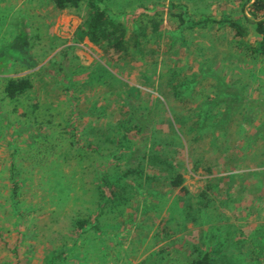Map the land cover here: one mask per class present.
Segmentation results:
<instances>
[{"label":"rangeland","instance_id":"rangeland-1","mask_svg":"<svg viewBox=\"0 0 264 264\" xmlns=\"http://www.w3.org/2000/svg\"><path fill=\"white\" fill-rule=\"evenodd\" d=\"M139 1L144 2V9L149 12V7L151 8L149 1ZM203 1L205 0H198L199 5H203ZM48 2L50 3L49 0H10L9 2L11 14L15 15L20 12L26 15L32 22L30 25L32 30L40 35V50L38 49L37 55L42 66L45 65L48 68V64L52 61H57L58 65H61L60 60L64 53L66 52L69 56L64 59L66 73L49 72L48 78L44 75L46 80L56 86V88L52 86L55 91H47L44 94L42 91L35 92L38 100L45 102L42 103L45 104L42 108L44 115H35L37 109L32 110L29 105L9 103L4 107L0 103V133H2L0 134V145L7 147L11 141H17L16 151L19 154L13 153L15 145L11 142L12 148L0 153V169L6 170L10 161H16L22 171L21 178L24 180L20 183L21 179H17L21 184L18 189L19 197L14 202H10L6 199L12 188L5 187L8 184L6 180L8 172L4 171L0 174L3 176L2 179L0 176V203L2 204L0 205V264H24V262L41 264V260L54 248L66 253L68 246L64 245L65 238L62 239V234L76 236L75 230L69 227L79 218V212L86 211L87 213L98 203L96 200L97 187L115 184L117 180H113V177H117L118 173V176H121L120 182L122 179L127 188H132L135 184L132 181L133 177L125 179V171L139 164L147 147L158 150L160 144L164 143V141L157 143L158 137L167 136L172 138L171 143L168 145L167 141L165 143L171 154L168 159L169 161L172 159L176 166L171 168L169 164L164 165L165 174H161L164 176L163 184L153 182L151 188L135 184L136 191L131 201L141 213L146 210H155L157 207V212L162 213V216L168 220V229L176 231L175 234L171 231H168V234L163 232L158 236L159 238L160 235L163 236L161 241L156 239L151 241L149 247L151 253L147 256L150 259L147 264L190 262L194 251L191 248L192 252H189L188 247L193 243H190L191 237L187 235L191 236L192 233H196L194 236L196 240L197 230L202 223L201 221L196 222L197 228L193 220L185 221V213L190 212L191 214L195 210L193 215L197 218L199 211L201 215V210L205 208H209L206 212L211 217L215 215L216 218L208 220L205 233L198 234L203 235L198 238L207 239L215 231H220L227 236L220 235L217 238L212 235L216 238L215 241L208 239L206 246H200L203 250L204 247L207 251L210 248L214 249L220 237L227 238L226 246L231 244L233 247L232 243L237 242L235 248L240 245L244 247L241 254L247 262L240 264H264V162L257 166L252 165L256 162L255 157L241 156V147L236 144L237 141L232 142L231 139L218 136L210 140L205 134L213 132V127L209 123L205 127L202 124H195L193 120L194 108L198 109V115L205 114L206 116L223 109L224 107L221 108L222 103L228 90L223 87L217 96L213 97L215 106L211 107L212 109L208 110L210 106L195 105L190 91L194 92L197 88L195 84H197L198 76L193 77V74L190 78L183 77L185 71L191 70V68H183L185 60L180 58L177 59L178 61H167L160 55L151 57L150 54L134 53L130 47H127L128 52L116 54L96 47L87 35L83 37L78 35V31L87 23L84 9L60 11L53 9L52 6L49 7ZM121 2L122 0H101L100 5L103 9L106 7L110 9V15L113 17L118 16L116 14L127 13L121 14L124 12L120 6ZM251 2L253 0H245V3L241 0H234L233 14L225 13L224 7H221L215 19L225 21V16H227L228 21L231 20L234 24L246 23L249 26L253 22L250 12L248 13L249 6L253 5ZM223 4L229 6L231 3L224 1ZM181 5L182 0L176 1L172 4L170 11L162 13L166 14L167 18H175L180 22V18L176 15L184 13ZM117 7L120 8L118 13ZM184 8L187 30H191L188 22L193 23L189 18V13L195 23L206 18V15L192 10L190 4L184 5ZM141 13L145 15L143 9ZM127 14H130L129 24L136 18L133 23L137 27L139 20L144 19V17H137L134 12ZM14 21L17 22L18 19ZM12 23L14 24L13 21ZM223 25L220 23V26ZM166 28L163 25L159 26L157 32L161 33ZM2 31L3 29L0 33ZM146 37L148 47L152 49V45L157 44L156 34L151 35V31H147ZM158 47L157 50L160 51L161 41ZM97 66L105 67L109 71L101 75L97 71ZM177 66L180 67L181 74ZM93 72L101 76L96 75V81L89 82L93 77ZM206 72L203 71L202 74H207ZM61 75L64 76L59 79H66L64 82L54 80ZM178 79L184 83L182 87L171 91L156 90V86L160 83L164 84L166 80L175 82ZM40 81L45 82L44 78ZM179 94L189 95L186 100L187 106L181 105L182 108L179 111L180 115L189 119L183 123H179L178 119L176 121L178 110H168L167 102L161 100V97H164L165 101H168L167 98L170 100L172 97L178 98ZM196 96L201 100L206 93L201 92ZM23 97L25 101H30L32 107L36 105L29 93ZM146 105H148L147 108ZM54 107L58 108L54 110ZM233 110L235 111V108ZM222 111L225 114H231L232 109L224 108ZM34 115L36 117L32 118ZM31 119L38 122L32 126L29 124ZM161 120L164 122L162 123ZM38 128L40 130L36 131ZM217 128L220 129L221 125H217ZM141 129L151 133V139L144 135L138 138V131ZM23 130L26 131L23 132ZM215 132L218 131L215 130ZM178 134H181V137ZM202 137L206 138L201 140ZM216 150L220 152H215ZM229 151L233 153L229 154ZM249 152L252 151L249 150ZM225 160L229 161V166L237 167L234 172L222 168L224 166L221 165L226 162ZM198 161L200 166L196 164ZM210 165L221 167L220 170L217 167L216 171L211 173L212 176L224 179L225 176L221 174L227 173L232 174V178L237 181L234 183L232 195L216 196L219 197L215 198L217 203L214 200L212 205L213 207L217 205L220 210H213L214 212L211 211L209 204L206 207L205 204H200L198 199L197 201L193 199L192 194H196L194 188L191 189L192 194L184 190L185 179L195 181L187 170L191 169L192 173L202 178L209 177L208 167ZM250 165L252 166L249 167ZM242 167L251 169L250 174L240 172ZM255 169L263 171H253ZM148 171L147 174L151 177L157 175L159 179L160 174H156L158 172ZM178 176L182 179V186L174 189L167 183H174ZM218 182L221 181L218 180ZM222 189L218 188V191ZM146 198L148 200H145ZM141 208H144V211ZM12 210L18 214L13 216ZM166 210L168 215H166ZM143 221L137 216V225L142 224ZM97 237L104 250L101 246L97 253L90 249L94 253L88 254L89 257L96 256L97 264L100 260L104 264H117V261L124 264L121 259L123 252L118 249L122 243L117 242V232L113 235L103 233ZM140 237L144 236L140 235ZM57 238L58 241L50 242ZM84 239L92 240L90 247L97 244L94 235L86 232L75 237L76 245H83ZM144 240L147 242L148 238ZM66 242H69V238ZM197 244L196 242L195 245ZM186 252L187 256H183ZM81 254L83 253L80 252L77 255L74 264L82 262ZM230 254L237 256L236 253Z\"/></svg>","mask_w":264,"mask_h":264},{"label":"crops","instance_id":"crops-1","mask_svg":"<svg viewBox=\"0 0 264 264\" xmlns=\"http://www.w3.org/2000/svg\"><path fill=\"white\" fill-rule=\"evenodd\" d=\"M157 1L159 2L155 3L154 5L158 4L159 6L156 7H154L152 3L149 1L148 4L149 6H151V8L149 7V9L153 13L149 11L148 14L149 15H154L155 13L160 14L161 18L157 20L158 26L161 27L163 25L164 28L165 27L167 28L163 29L161 33H157L155 37L157 44L152 45V49L148 47L149 52L146 53V55L150 54L151 57L160 55L163 57L164 60L167 61L168 60L176 61L177 59L179 60L180 58L185 60V65L183 66V68L184 69L191 68V70L185 71V75L183 77H185V79L188 77L190 78V76H192L193 74H194L193 77L198 76L197 84H195V86L197 85V88L195 89L194 92H192V90L190 91V93L194 97L195 105H199L202 107L210 106L208 107V110L212 109L211 107L215 106L213 97H216L218 92H220V90L223 89V87H225V89H227L228 92L226 98L223 97L225 100L223 101L222 103L223 106L221 108L223 107L227 109L231 108L232 109L231 114L229 113L225 114V112L222 111L224 109L223 108L218 110L217 112H213L211 115L209 114V116H206L205 114L198 115V109L194 108L195 116L193 120L195 124L198 125L202 124L205 127L207 126V123H209V125L213 127L214 129L213 132L210 131L209 133L205 134L208 138H210V140L214 139L215 136H218L225 139H231L232 142L237 141L236 144H238L239 147H241L240 149L242 151L240 155L253 156L255 157L256 162L252 165H256V166L260 165L261 163L264 162V59L259 56L256 57V55L254 54H251V52L259 48L262 40L260 36L254 33L253 31L254 25L252 24L253 22L249 26L246 23L243 25H239L245 29L247 34L244 38H239L237 36V33L230 26V24H232L233 22L231 20L228 21L229 18L227 16H225L226 18L225 21H219L215 19L217 13L220 12L219 10H221V7L222 8L224 7L223 10L225 11V13L233 14L234 0H221V1L205 0L202 2L203 5H199L198 0H182V5L180 7L181 9H183L184 13H182L183 17L182 19H180V22L175 18L172 19L167 18L168 16L162 13L164 11L168 12V10L172 8V4H174L176 1L179 0H157ZM224 1L225 2L230 1L231 4L229 6L227 5L225 6L223 4ZM9 2L10 0H2L0 2L1 4L0 29H5L6 26L9 27L11 21H13L14 25L18 27L23 26L24 24L31 25L32 22H30V19L26 15L21 14L20 12L15 15L11 14L12 12L10 10ZM188 4H190V7L192 8V10L196 11V13L198 14L202 13L203 15H206L205 19L195 23V21L190 17L191 15L189 13V18L191 19V21H193V23L188 22L191 30H187V22L185 21L186 10L184 8V5L188 6ZM48 5L49 7L52 6V8L54 9L51 1L50 3L48 2ZM120 6L127 13L133 12V9L135 7V2L133 4H130L129 2L122 0ZM55 10L58 9L55 8ZM188 10L190 11V9ZM15 19H18V21L15 22L14 21ZM220 23L224 25L220 26ZM139 25H140V20H139ZM152 35H154V32H152ZM1 36L2 35H0V48L2 47V44H5L4 38ZM158 39H160L159 42ZM160 41L162 43V48L159 51L157 49L159 48L158 46L160 44ZM38 43L39 41L37 42V44ZM38 48L39 46L37 47V53L40 50V49L38 50ZM58 64L59 63L57 61H52L51 64H48L49 65L48 69L49 68L52 69L51 66L54 65V71H56L57 70L56 68L59 66ZM40 65L34 69L22 70L21 72H19L18 68L11 67L10 64L8 63L5 64L4 62L0 61L1 106L5 107L9 103L11 104L21 103L23 106L29 105L31 107L30 109L32 110L33 108L37 109L35 115H40V114L44 115V111L42 108L45 106V104L42 103L45 102L44 101L40 102L35 92L42 91V94H44L47 93V91L48 92L55 91L53 87L56 88V86L52 85V83H50L49 80L46 79H44L45 81L44 83L40 81L41 76L39 74L41 72V67H42V65L41 66ZM178 69L181 74L180 67ZM15 71H18L16 72L18 74H15ZM203 71H207L206 72L207 74H202ZM42 73L45 74L46 77L48 78L49 74H46V72L43 71ZM19 75L20 77L31 75V81L33 87L28 93L32 97L33 103L36 104L34 107H32L30 101L28 100L25 101L24 99H22L24 98L23 96H26L28 93H26L21 97H17L13 100L9 99L5 93V86L7 80L10 77H16ZM172 80L170 82H172ZM170 82L166 80L164 84L160 83V85L156 86L157 88L156 90L167 91L166 85H168ZM196 92L198 93L196 94ZM201 92L206 93V96H202L201 100H199L198 96L196 95L200 94ZM188 96L189 95L179 94L178 98L172 97L171 100L167 98L168 101H165V98L161 97V100L167 102L166 107L168 108V110L169 109L178 110L176 121L178 119L179 123H183V121L187 122L189 120L187 119V117H184V115L179 114V111L182 108L181 105L185 107L187 106L186 100L188 99ZM147 106L148 105H146V108ZM54 108H55L54 110H56L58 107H54ZM233 108H235V111L233 110ZM35 115L32 118L36 117ZM33 120L32 119L31 121L29 120V124L34 125L35 122H38ZM161 122L163 123L164 120H161ZM217 125H221V128L220 129L217 128ZM215 130H217L219 133L215 132ZM142 135H144L146 138L151 139L150 133L146 131H141L139 135H137V137L139 138ZM178 136L181 137V134H178ZM204 138L206 137H202L201 140H203ZM9 144L11 145V142L7 144V147H2V145H0V153L4 152L5 149L10 150ZM249 150L252 152L250 153ZM218 151L219 150H216L215 152ZM232 153L233 151H229V154ZM225 161L226 162H224L221 165L224 166L222 168L224 169L226 168L228 171L234 172L237 167L229 166L228 165L229 161L228 160ZM10 162H9V167H10ZM196 164L200 166L199 161ZM252 165H250L249 167H251ZM9 167H7L6 170L0 169V171L8 172ZM217 167L218 165H210L208 167L210 172V174L208 175L209 177L202 178L199 177V175L196 176L194 173H192L193 171L191 172V169L189 171L187 170V172L189 173V175H191L194 178L193 180L195 181H191V179H188L186 181L185 177H183V179H185L184 188L186 189L184 190L189 194H192L191 189L194 188L196 190V194H192V195H193V199H195L196 201L198 199L200 202H202L201 196L203 191H206V188H210V190L206 193H207V198L210 200V208L212 212L216 210H220V208L217 205H215L214 207L212 205L213 201L214 200L216 201L215 198L217 199L219 198L216 196H228L229 194L232 195L233 189L235 187L234 183L237 182L232 178V174H227V173L221 174V176L223 175L225 176L224 179L217 178L215 177V175L212 176V174L216 171ZM220 168L221 167L219 166L218 170H220ZM206 170L207 169H205V171ZM263 170L255 169L253 171L257 172ZM146 171H148V169H146ZM240 172H246L248 173L247 175H249L251 169H248V167L247 168L242 167ZM120 175H121V171H120ZM199 179L201 180L199 181ZM216 179L217 181H215ZM163 180L164 178L163 176H161L159 177V179H156L154 182L163 184L165 182ZM218 180L221 182L219 183ZM124 182L125 181L121 179L122 187L125 186ZM142 184L146 188L152 187L151 186L152 183L150 184L147 181H143ZM167 184L170 185V182H168ZM135 186L136 185L134 184L132 188L126 189L127 198H130L131 195H133L134 198V192L136 191ZM217 187L223 188L222 191L219 192ZM93 188L95 189L94 185ZM97 192L98 189L96 190V193ZM145 200H148V198H146ZM221 203L223 204L224 200ZM132 206L133 203L131 201L127 204V206H121L124 213L126 211L132 214V217L134 218V224H132L131 226H124L122 224L118 225L117 242L122 243L118 249H121L123 252V256L121 258L123 259L122 263L147 264L148 260L150 259V257L147 256H149V254L151 253V249L149 248L151 246V241L154 239H156L157 241H161L163 236L160 235L159 238L158 237L159 234H162L163 232H167L168 234V231L170 230L167 227L168 220H166L164 216H162V213L157 212L158 211L157 207H155V210L154 209L146 210L145 212L141 213L140 211H138V209L135 206H133V208L130 209V207ZM208 209L205 208L201 210L202 214L200 215V218L193 217V219L195 220L199 219L202 223V226H199V228L197 227L198 225L195 223V226L199 229L197 230L198 231L197 236H203L198 234L205 233L206 231L205 226H207L208 220H213V218L214 219L216 218L215 215L214 217H211V215L206 212L208 211ZM141 210L144 211V208H141ZM137 212H139V214ZM129 213H127V215H129ZM225 213L227 214V211ZM114 214H115L114 216H117L116 213ZM166 215H168L167 210H166ZM137 216H139L140 219L144 220L142 224L140 223L139 225H137ZM121 219H122L121 216L120 217L117 216V220H121ZM190 219L191 218H188L187 220ZM164 220L166 221L164 222ZM185 221H186V216H185ZM217 233L218 231H215L213 234L217 236ZM140 235L144 237H140ZM187 236L191 237L192 235L190 236L188 234ZM145 238H148L147 242H145L144 240ZM188 249L189 252L191 253L192 249L190 248V245ZM197 249L198 251H202L199 248ZM226 250L228 253H236L237 256L233 255L236 257V259L238 257H241L243 259V255L240 254L243 253L244 250L243 246L240 245L237 249V248H233L230 244L227 246ZM187 252L184 253L183 256H187ZM81 258L82 259L80 260H82V262L79 263L76 262V264H80L83 262H85V264L90 263L86 255L85 257L82 256ZM120 262L117 261V264H120ZM40 263L45 264L44 258L41 260ZM24 264H28V263L24 262ZM35 264H39V263H35ZM98 264H104V262H101L100 260ZM185 264H189V261Z\"/></svg>","mask_w":264,"mask_h":264},{"label":"trees","instance_id":"trees-1","mask_svg":"<svg viewBox=\"0 0 264 264\" xmlns=\"http://www.w3.org/2000/svg\"><path fill=\"white\" fill-rule=\"evenodd\" d=\"M2 0H0L1 2ZM53 4L54 9H58L60 11L65 9L70 10H81L84 9L85 14L87 15V23L86 25L78 31V35L83 37L84 35H87L89 37V40L91 43L96 46L100 47L101 49H106L109 51H112L114 54L121 52L126 53L129 51L127 47H130V50L133 49L134 53H148V43L145 42V38H147V31L154 32V34L157 35V29H158V22L157 20L161 18V15L158 13H155L154 15H149L148 12L144 9V2L139 0H124L126 2H129L130 4L135 2V7L133 9V12L137 15V17H144L143 21H140V25L137 27L134 25L133 21L136 19L134 18L131 23L129 24L128 19L130 14H116L118 16L111 17L110 15V9L108 10L106 8H102L100 5L101 0H50ZM137 1V2H136ZM152 3L154 7L159 6L154 5L155 3H158L157 0H147ZM243 3H245V0H241ZM136 3L138 5L136 6ZM246 6V5H244ZM243 6V7H244ZM144 10L143 13L140 14L141 10ZM156 9V8H154ZM120 10V8L117 7V13ZM250 12L251 20L253 21L254 25V33H256L258 36L261 37V44L258 49L251 52V54H254L264 59V4L261 0H254V3L252 6H249L248 13ZM180 19H182L183 15H176ZM123 17V19H122ZM127 17V18H126ZM230 26L233 28V30L237 33V36L239 38H244L247 34L243 27L237 25V24H230ZM2 29H0L1 31ZM3 32V33H2ZM0 33L2 35L1 37L4 38L5 44H2V47L0 48V61L4 62L5 64L8 63L11 65V67H16L19 69V72L22 70H31L36 67H38L41 64V60L39 56L37 55V47L40 46L41 43V37L38 33H36L34 30H32V27L30 24H24L23 26H15L12 21L9 24V27L6 26L5 29H3ZM39 43L37 44V42ZM39 49V48H38ZM132 50V51H133ZM255 52V53H254ZM69 55L65 52L63 57L60 61H62V64L59 65L56 69V71H59L61 73H66L64 71V59L68 57ZM52 69H48L45 65L41 67L40 76L41 78H45V74L42 73L46 72V74H49V72H55L54 71V65L51 66ZM56 67V66H55ZM177 69L179 67H176ZM97 71L100 72L101 75L105 74L109 70L105 67L97 66ZM18 71H15V74ZM180 72V71H179ZM96 72L92 73L91 80L89 82H95V76L100 75ZM100 75V76H101ZM64 75L58 76L56 80L57 82H64L66 79H59ZM182 78V76H181ZM184 79V78H183ZM183 82L178 79L175 82L169 83L166 85L167 91H171L173 89H176L178 87L183 86ZM32 81H31V75H26L23 77L16 76V77H10L5 86V93L7 97L11 100L21 97L28 93L32 89ZM40 130L38 128L36 131ZM26 130H23L25 132ZM140 131H143L141 129ZM140 131H138L140 133ZM20 135V134H19ZM151 135V133H150ZM152 136V135H151ZM18 138V136H17ZM159 142H163L160 144L161 146L158 147V150H152L150 148H146L144 150V157L141 156L139 160V164L132 169L126 170L124 173L125 179L129 178L130 176L133 177L132 181L137 186L143 185V181H147L150 184L153 183L157 179V175H154L151 177V175L147 174L146 169L156 171L160 174V177L163 176L161 174H165L164 171V165L169 164L171 168L175 167L174 161L172 159H168V156L171 154L169 153V149H167V145L171 143L172 138L168 137H158ZM157 139V138H155ZM154 139V140H155ZM168 143H167V142ZM15 145L13 148V153L18 154L16 151V142L17 141H11ZM167 143V145H165ZM9 147L12 148L9 144ZM148 149V150H147ZM94 151V150H93ZM12 153V154H13ZM19 155V154H18ZM167 156V157H166ZM0 174H3V171H0ZM22 171H20V168L17 166L16 161L10 162V167L8 169V177H6V180L8 181V184L5 185V187L12 188L11 193L9 194V197H7L6 200L10 202H14L15 199L19 197L18 189L21 187L20 183L24 182V180L21 178ZM1 179L3 178L2 175ZM136 176V177H135ZM145 176V177H144ZM113 177V180H117V182H114L115 184H107L106 186L99 185L97 187L98 192L96 193L98 203L95 204L92 209H90L87 213L86 211H83L84 213L79 212V218L73 222L72 225L69 227V229L75 230L74 234L76 236H73L71 234H66L70 236H66L62 234V239L64 245L67 248L66 253H63V251L56 250L55 248L52 249L51 253L49 255H46L44 258L45 264H74V260L77 257V255L81 252L83 257L88 258L90 261L89 264H97L96 256L95 257H89L88 254L91 252L97 253L100 251L99 247L101 246V249H103V245L98 241V235L99 234H110L113 235L117 232V227L119 224H122L124 226H131L134 224V218L132 217V214L129 212L124 213L121 206H127V204L132 201L133 195L130 196V198H127V186H121L120 177L118 176ZM164 177V176H163ZM20 178L21 181H17V179ZM115 178V179H114ZM142 180V181H141ZM172 188H180L182 186V179L180 176L176 178V181L174 183L170 184ZM122 187V188H121ZM210 188H206V191H203L201 199L202 202L200 204L204 203L206 207L209 204L210 207V200L205 197L207 196V193ZM186 190V189H185ZM10 191V190H9ZM186 192V191H185ZM188 204V202H186ZM186 204V205H187ZM0 205H2L0 203ZM130 207V209H132ZM105 213V215H104ZM116 213L118 217H122L121 220H117V216H114ZM129 213V215H127ZM190 212L185 213L186 220L188 218H191L190 220H193L195 223L200 222L199 219H193L196 218L195 210L193 213L189 214ZM18 213H16L15 210H12V215L16 216ZM189 214V215H188ZM199 218H200V211H199ZM102 223V227L100 224ZM14 226H18L14 224ZM175 234V230H169ZM18 232V230L16 231ZM86 232H91L94 235V238L96 239L95 242L97 244H93L92 247L89 246V244L92 242V240L86 241L85 239L82 241L83 245H76L75 237L82 235ZM194 234V235H193ZM214 235V234H212ZM212 235L208 236L207 239H200L198 236L196 237V240L194 236H196L195 233H192V236L190 238V243H193L190 245V248H193L194 255L192 256L189 264H240L242 262H247L246 259H242L241 257H238L236 259L233 254H230L227 252L226 243H228L227 238L220 237L218 242H216L217 245H215L214 249L210 250L204 247V250L200 246H206L207 240H214ZM227 236L226 234H223L222 232L217 233V238L220 236ZM216 236V235H215ZM67 238H69V242L67 241ZM58 241V238L55 240H51L50 242ZM198 243L195 245V243ZM233 247L237 245V242L232 243ZM192 246V247H191ZM226 246V247H225ZM89 248V249H88ZM201 249L202 251H198V249ZM90 249H93L90 250ZM238 249V247H237ZM207 251V252H206ZM93 252V253H94ZM241 254V253H240ZM85 261V260H83ZM85 264V262L80 263Z\"/></svg>","mask_w":264,"mask_h":264},{"label":"built area","instance_id":"built-area-1","mask_svg":"<svg viewBox=\"0 0 264 264\" xmlns=\"http://www.w3.org/2000/svg\"><path fill=\"white\" fill-rule=\"evenodd\" d=\"M262 2H263V4H264V0H261ZM254 3V0H253V2H251V4H253Z\"/></svg>","mask_w":264,"mask_h":264}]
</instances>
